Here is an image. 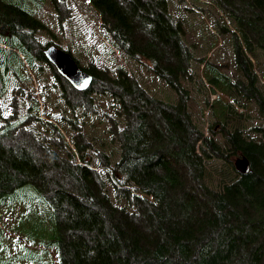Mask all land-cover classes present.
I'll return each mask as SVG.
<instances>
[{"label":"trees","instance_id":"obj_1","mask_svg":"<svg viewBox=\"0 0 264 264\" xmlns=\"http://www.w3.org/2000/svg\"><path fill=\"white\" fill-rule=\"evenodd\" d=\"M41 1L0 0V96L7 74L31 79L28 67L48 63L43 49L51 43L36 37ZM89 2L117 66L78 65L91 76L82 91L56 72L53 78L73 113L92 94L106 97L118 157L97 155L99 169L93 167L91 145L74 137L68 144L58 126L33 113L36 102L20 115L0 117V218L8 214L0 230L26 233L25 264H44L36 245L48 255L55 250L54 264H264V89L255 68L257 53L264 57V0H214L239 77L200 60L196 79L214 95L206 100L213 118L208 135L188 108L183 81L192 48L167 0ZM126 59L140 63L175 99L151 95ZM237 95L255 107L257 122L247 130L242 114L230 109ZM53 133L59 142L49 139ZM238 157L246 158L247 172L235 170Z\"/></svg>","mask_w":264,"mask_h":264},{"label":"rangeland","instance_id":"obj_2","mask_svg":"<svg viewBox=\"0 0 264 264\" xmlns=\"http://www.w3.org/2000/svg\"><path fill=\"white\" fill-rule=\"evenodd\" d=\"M167 5L168 12L183 27L185 43L192 48L188 70L190 76L183 81V86L189 90L188 108L195 124L204 135H208V126L212 124L213 118L206 100L214 98V95H210L212 93L208 92L206 84L200 83L196 75L201 70L200 60L207 58L208 61L224 66L225 72L231 74L234 80L239 77L233 65L231 37L228 32L220 31L219 19L222 20V15L220 9H216L214 0H167ZM34 13L35 18L42 23V28L36 31V37L42 45L49 42L68 51L80 67H86L89 63L108 68L117 66L118 54L114 53L115 57L111 54L108 34L102 28L100 16L89 0H42ZM126 64L133 77L151 95L168 101L175 99V94L140 63L126 59ZM255 68L260 87L264 89V57L259 52ZM28 70L32 73L31 79L24 77L17 80L11 73L7 74L8 83L0 96V117L20 115L36 102L37 109L33 110V113L58 126L68 144L71 145L74 137L80 145L87 142L91 145L87 153L93 160L91 162L93 167L99 169L98 157L102 159L103 155L110 161L116 160L119 147L110 133L111 125L108 121L110 108L106 97L92 94L90 104L76 109L73 113L60 96L59 82L54 80L55 70L50 64L36 61ZM229 95H233V91ZM230 109L242 114L241 124L245 120L248 126L245 130L257 122L254 104L239 95ZM72 115H75L74 123L69 125L67 119ZM34 125L38 126L37 122ZM39 131L41 136L47 137L44 129ZM49 139L54 143L59 142L56 133L49 136ZM5 213L2 216L8 215ZM2 216L0 219H5ZM2 221L7 223L8 220ZM11 230L13 231L12 227ZM13 232L16 233L3 228L0 230V264H25L21 258H24L22 256L28 238L23 231ZM35 239L36 242H40L37 237ZM31 244L37 243L32 240ZM35 247L37 258L43 260L44 264L55 263L54 249L50 251L49 256L41 251L39 245ZM19 253L21 256L15 257Z\"/></svg>","mask_w":264,"mask_h":264},{"label":"water","instance_id":"obj_3","mask_svg":"<svg viewBox=\"0 0 264 264\" xmlns=\"http://www.w3.org/2000/svg\"><path fill=\"white\" fill-rule=\"evenodd\" d=\"M46 61L54 68L55 72L65 79L75 90H85L91 82V76L82 70L72 56L55 44H48L43 49ZM234 168L239 173L248 170V162L244 157L234 160Z\"/></svg>","mask_w":264,"mask_h":264}]
</instances>
